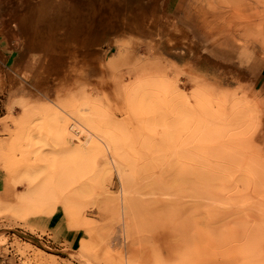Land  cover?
<instances>
[{
	"label": "rangeland",
	"instance_id": "rangeland-1",
	"mask_svg": "<svg viewBox=\"0 0 264 264\" xmlns=\"http://www.w3.org/2000/svg\"><path fill=\"white\" fill-rule=\"evenodd\" d=\"M13 1L0 264H264V0Z\"/></svg>",
	"mask_w": 264,
	"mask_h": 264
},
{
	"label": "crops",
	"instance_id": "crops-1",
	"mask_svg": "<svg viewBox=\"0 0 264 264\" xmlns=\"http://www.w3.org/2000/svg\"><path fill=\"white\" fill-rule=\"evenodd\" d=\"M9 3L10 4L8 6V4L6 5V4H3L0 2V8H3L5 5L8 6V8H9V10L4 11L5 15L2 18L0 17L1 18L0 19V31L8 30V29L10 31H18V30H22V29H27L28 24H29L30 19H31L30 9L27 6H25V8H20V5L17 1L9 2ZM1 10H3V9H0V14L2 13ZM58 12H60V11H58ZM52 13L54 14V12H52ZM66 13H67V11L65 12V14ZM57 14L60 15L59 13H57ZM7 15H9V18H10L9 21H8ZM64 20H66L65 16H64ZM59 21H61V20L59 19ZM59 24H61V22ZM12 41H13V39H12ZM12 44H14V42Z\"/></svg>",
	"mask_w": 264,
	"mask_h": 264
},
{
	"label": "snow or ice",
	"instance_id": "snow-or-ice-1",
	"mask_svg": "<svg viewBox=\"0 0 264 264\" xmlns=\"http://www.w3.org/2000/svg\"><path fill=\"white\" fill-rule=\"evenodd\" d=\"M197 18H196V16H193L192 17V26L194 27L196 24H197Z\"/></svg>",
	"mask_w": 264,
	"mask_h": 264
},
{
	"label": "bare ground",
	"instance_id": "bare-ground-1",
	"mask_svg": "<svg viewBox=\"0 0 264 264\" xmlns=\"http://www.w3.org/2000/svg\"><path fill=\"white\" fill-rule=\"evenodd\" d=\"M42 193H43V192H42ZM42 193L40 192L39 194H42ZM42 197H44L43 194H42ZM42 197H41V198H42ZM128 206H130V205H128ZM128 210H129V209H128ZM130 210H131V209H130ZM131 211H132V210H131ZM137 211H138V210H137ZM132 215H134V214H132ZM137 218H138V217H137ZM135 224H136V223H135ZM135 224H134V225H135ZM135 226H136V225H135Z\"/></svg>",
	"mask_w": 264,
	"mask_h": 264
}]
</instances>
